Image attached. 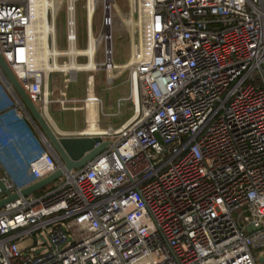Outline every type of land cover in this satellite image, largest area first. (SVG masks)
Segmentation results:
<instances>
[{
    "label": "built area",
    "instance_id": "obj_1",
    "mask_svg": "<svg viewBox=\"0 0 264 264\" xmlns=\"http://www.w3.org/2000/svg\"><path fill=\"white\" fill-rule=\"evenodd\" d=\"M63 2L70 48L78 0ZM138 16L133 115L85 167L0 209V264H264V0H146ZM33 21L31 0H0V53L46 118ZM29 167L0 180L19 192L61 164L44 146Z\"/></svg>",
    "mask_w": 264,
    "mask_h": 264
},
{
    "label": "rangeland",
    "instance_id": "obj_2",
    "mask_svg": "<svg viewBox=\"0 0 264 264\" xmlns=\"http://www.w3.org/2000/svg\"><path fill=\"white\" fill-rule=\"evenodd\" d=\"M47 1V0H46ZM146 0H109L107 6H110V15L107 14L106 4L104 5V0H99L97 3L93 18H92V27H93V35L95 38L99 37L103 31L102 23L104 20V15L107 17L111 16L112 18V27L109 29V35H112L111 38V47L112 54L110 56V60L118 65L128 64L127 67L123 68L118 67L117 69L110 70L99 67L95 71L80 69L75 72H71L72 80H68L70 77V73L58 71L60 69H53L46 71L45 74L49 72L50 75L48 78V88L50 97L49 99H58V98H67L73 99L75 102H66V107L68 106H78L80 109H88V113L90 115V105L91 101H86L87 98H93L96 101V124L102 130H106L108 127L118 128L125 121H127L132 115L134 106L130 99L131 94V84L128 80L129 76V63H130V55L132 53V48L137 41L138 35V24H139V16H138V7L139 4L144 3ZM47 16L49 21L51 22V8L46 6ZM65 4L63 0H60V8L57 14L56 19L53 21L55 26V45L57 49L60 51H67L69 48L68 41L66 38V18H65ZM77 20H78V37L76 46H74L78 50L85 49L88 45V32H87V18H88V0H78L77 2ZM122 17V18H121ZM131 21H130V20ZM106 32V31H105ZM41 34V33H40ZM42 35V34H41ZM106 35V34H105ZM49 40V44H51V37H47ZM107 43L103 39L101 43L98 44L94 59L96 63H103L106 61L105 48ZM50 57V58H49ZM49 63H54V61L58 65H65L71 62L70 56H48ZM78 65L83 66L81 64L86 63L88 61V57L86 54H76L75 60ZM44 66V61L42 62ZM85 65V64H84ZM63 69V68H61ZM109 78V79H107ZM1 82V81H0ZM1 84V83H0ZM66 86V87H65ZM0 91L6 92L8 94L9 91L7 89L3 90L0 85ZM62 91H66L65 94H62ZM127 101L121 102V107H118V101L121 98H128ZM100 100V101H99ZM58 101V100H57ZM50 103V109L52 110V106L55 104L58 108L61 107L60 102ZM86 103V104H85ZM60 107H59V105ZM12 105V103H11ZM80 106V107H79ZM10 107V106H9ZM12 110H15V105L11 107ZM62 108V107H61ZM77 114L81 113L84 116V111H73ZM17 113V111H16ZM116 115H110L115 114ZM53 131L61 136L56 129V126L53 124V121L50 117L45 118ZM25 120V116H24ZM94 120H90L81 125V130L87 129L90 125L93 124ZM74 126H79V122H74ZM73 125V124H72ZM80 129V128H79ZM77 130V129H75ZM83 130V131H84ZM78 131V130H77ZM75 136H81L80 134H74ZM40 138V137H39ZM41 140V138H40ZM60 180H63L61 178ZM52 187V184L44 187V189H48Z\"/></svg>",
    "mask_w": 264,
    "mask_h": 264
},
{
    "label": "crops",
    "instance_id": "obj_3",
    "mask_svg": "<svg viewBox=\"0 0 264 264\" xmlns=\"http://www.w3.org/2000/svg\"><path fill=\"white\" fill-rule=\"evenodd\" d=\"M80 69L84 68H78L72 70V72ZM0 81L3 90L7 89L1 79ZM65 93L66 91H62V94ZM14 101L15 99L11 94L0 91V159L3 164L0 167V177L6 176L16 183L23 184L29 182L32 177L29 162L41 152L45 145L38 134L36 137L34 136L30 128V126L33 127L32 124L30 122V125L26 124L24 116L21 117L16 111L12 110L11 107H13ZM55 101L57 103L60 102L62 108L59 104L60 108L54 104L52 110L50 109L49 117L57 127V130L61 131L58 132L61 136H75L74 134L83 132L84 128L81 130V125L90 120H94L93 124L84 130V134H92L102 130L96 124V102L93 98H91L90 103V115L88 109H80L78 106L72 107L68 105L66 107L65 103L68 101L76 103L73 99L58 98L56 100L52 99L50 102L54 103ZM73 111H84V116ZM25 118L27 117L25 116ZM74 122H79L78 124L80 125L74 126Z\"/></svg>",
    "mask_w": 264,
    "mask_h": 264
},
{
    "label": "water",
    "instance_id": "obj_4",
    "mask_svg": "<svg viewBox=\"0 0 264 264\" xmlns=\"http://www.w3.org/2000/svg\"><path fill=\"white\" fill-rule=\"evenodd\" d=\"M0 79L23 109L25 116L40 136L43 144L55 154L57 162L61 164V168L57 171L22 187L19 192H10L5 183L0 180V189L7 195L5 198L0 199L1 209L20 196H29L43 190L44 187L62 178L66 172L85 167L107 148L109 141L103 140L101 136H58L41 110L21 86L1 53ZM261 261L264 262V257L261 258Z\"/></svg>",
    "mask_w": 264,
    "mask_h": 264
},
{
    "label": "bare ground",
    "instance_id": "obj_5",
    "mask_svg": "<svg viewBox=\"0 0 264 264\" xmlns=\"http://www.w3.org/2000/svg\"><path fill=\"white\" fill-rule=\"evenodd\" d=\"M108 1L109 0H104V5L106 4V6H107ZM98 2H99V0H88V20H89V22H88L87 32L89 31V34H88V45L86 46V48L84 50H78L74 47V43L72 42L70 48L67 51H60L59 49H57L55 42H54V40H55V28H54V24H53L54 16H55L56 12L58 11V9L60 8V0H47V1L46 0H31L32 18L34 20L33 24L37 26L38 34L39 33L42 34V35L40 34V37H41L40 45H41V47H39V49L37 50V53H38L39 62L44 61V70L49 71V70H53V69L64 68V69H68V70L72 71V70H76L78 68H84L85 70L95 71L97 68L103 67V68L108 69V72H109L110 69L113 68V66H112L113 63L109 59L111 54H112L111 53L112 52L111 36L108 33L109 29L112 27L111 16L109 17V21H108L109 23L107 24V27H106L108 31L105 28H103V31L99 37L95 38V36L93 35L92 18H93V13H94L95 7H96ZM46 6H49L51 8V16H52L51 22L49 21L48 16H47V11H46L47 7ZM106 11H107L108 15H110L109 14L110 13V7H107ZM48 36L51 37L50 38L51 44H49L50 42L47 38ZM103 39L107 43L106 52H107L109 60L99 64V63H96L94 56H95V52H96L98 44L101 43V41ZM79 53H81V55L86 54V56L88 57V61L86 63L81 64L83 66L78 65L74 61L76 54H79ZM62 54H69L71 62L68 64H65V65H58L55 61H54V63H52V62L49 63V60H47L48 56L55 57L56 55H62ZM41 65H43V64H41ZM115 65H116V68L122 67V69L128 66V64L120 66L117 63ZM88 101L90 102L91 98ZM94 101L96 102V101H98V99L94 100ZM89 105H90V103H89ZM44 112H45L44 115L47 114L46 117H49V114H48L49 110L45 109ZM56 129H57V127H56ZM111 129H112V127H108L106 130H101L99 132H94L92 134H84L83 133L84 131L81 133H78V134H80L82 136H93V137L94 136H102V135H105L106 133H108ZM57 132H61V131L58 129Z\"/></svg>",
    "mask_w": 264,
    "mask_h": 264
},
{
    "label": "trees",
    "instance_id": "obj_6",
    "mask_svg": "<svg viewBox=\"0 0 264 264\" xmlns=\"http://www.w3.org/2000/svg\"><path fill=\"white\" fill-rule=\"evenodd\" d=\"M25 120H26V121H25L26 124H29V125H30V123H29V121L27 120V118H25ZM30 128L32 129L33 134H34V136L36 137V136H37V132L34 130L33 127L30 126ZM42 147H43V144H42ZM52 186H53V184H52ZM50 188H51V187H50ZM44 190H46V189H43V190L38 191L37 194H38V193H42V192H44Z\"/></svg>",
    "mask_w": 264,
    "mask_h": 264
}]
</instances>
